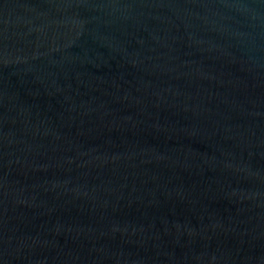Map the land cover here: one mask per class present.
<instances>
[{
    "label": "water",
    "instance_id": "obj_1",
    "mask_svg": "<svg viewBox=\"0 0 264 264\" xmlns=\"http://www.w3.org/2000/svg\"><path fill=\"white\" fill-rule=\"evenodd\" d=\"M0 264H264V0H0Z\"/></svg>",
    "mask_w": 264,
    "mask_h": 264
}]
</instances>
